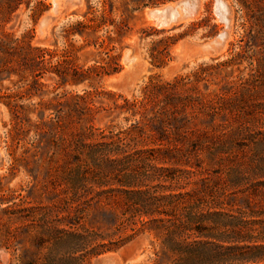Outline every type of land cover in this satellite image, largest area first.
Instances as JSON below:
<instances>
[{"label": "trees", "instance_id": "trees-1", "mask_svg": "<svg viewBox=\"0 0 264 264\" xmlns=\"http://www.w3.org/2000/svg\"><path fill=\"white\" fill-rule=\"evenodd\" d=\"M168 1L175 0L130 3L136 11ZM235 2L242 35L231 57L217 65L248 63V76L232 82L233 96L195 97L198 72L195 79L152 78L139 99L120 96L121 103L102 108L133 119L118 130L89 124L100 112L90 92L38 103L32 150L15 162L29 161L32 151L30 159L53 164L58 177L51 184L61 189L43 209L3 210L10 223L23 224L22 242H29L17 264H91L146 233L159 245L150 264H264V0ZM12 42L18 56L10 66L1 64L0 78L30 80L11 98H42L40 79L47 73L60 85H78L119 71L118 57L83 70L71 65L68 50ZM168 48L152 54L155 68L167 65ZM22 123L16 119L10 132L13 146L23 140ZM4 237L5 248L20 240L9 229Z\"/></svg>", "mask_w": 264, "mask_h": 264}, {"label": "rangeland", "instance_id": "rangeland-1", "mask_svg": "<svg viewBox=\"0 0 264 264\" xmlns=\"http://www.w3.org/2000/svg\"><path fill=\"white\" fill-rule=\"evenodd\" d=\"M177 1L134 11L130 0H0V45L5 47L0 50V66L4 62L9 63V66L13 64L18 55L14 53L15 44L12 41L18 39L30 41L33 48L58 53L68 50L72 55L71 65L83 70L105 63L109 55L118 57L119 68L118 72L101 78L95 76L93 80L78 85H60L56 74L47 73L40 79L45 85L43 91L46 94L42 98L35 96L32 99L20 96L11 98L30 78L20 81L18 76L6 78V74L0 78V264H17L22 250L29 247V242H22L26 237L22 231L23 224L10 223L3 210L32 206L43 209L49 204L48 197L55 193L56 200V194L61 189H55L51 184L58 177L53 164L39 157L30 159L32 151L26 154L29 161L15 162L26 148H32L33 125L37 121L38 103L41 100L47 101L57 95L71 100V96L90 92L91 105L100 112L89 124L101 129L111 125L114 130H118L129 126L133 119L127 122L125 117L128 114L118 115L117 111H105L102 108L112 107L115 100L121 103L120 96L139 99L152 78L163 82L178 77L195 79L194 74L198 72L202 79L195 80L192 86L195 97L200 99L203 94L233 96L235 86L232 82L237 77L248 76L249 68L245 61L232 67H217L231 57L242 35L239 27L242 13L235 0H225L230 7V27L227 30L214 13V0H202V8L193 19L166 29L156 28L143 17L146 9ZM225 30L228 37L222 49L200 53ZM94 41H104V44L102 47L91 44ZM165 44H169L167 65L155 68L152 54L158 55ZM21 53L24 55V52ZM124 57L132 59L129 66L125 65ZM56 59L52 60V64ZM202 101L205 102V99ZM199 107L200 104L194 109ZM189 110L192 113L193 110ZM48 114L46 112V116ZM191 115L190 123L194 121ZM16 119L23 122L20 131L23 140L18 146H13L10 132ZM62 123L72 126L68 119ZM74 126L78 127L79 124ZM7 229L15 232L20 239L10 244L9 248L4 246ZM158 249L154 237L146 233L118 250L94 257L91 264H106L110 261L113 264H150Z\"/></svg>", "mask_w": 264, "mask_h": 264}, {"label": "water", "instance_id": "water-1", "mask_svg": "<svg viewBox=\"0 0 264 264\" xmlns=\"http://www.w3.org/2000/svg\"><path fill=\"white\" fill-rule=\"evenodd\" d=\"M79 0H76L78 2ZM174 4V5H173ZM203 5L202 0H179L176 3H168L154 8H149L143 11V17L158 29L170 28L181 22L193 19L201 10ZM214 13L218 19L225 24L226 30L230 27V7L225 0H214ZM220 33L215 39L221 42L219 48L213 49L211 43L208 47L203 48L200 53L215 52L222 49L225 40L228 37L227 31ZM125 65L131 63L127 57H124ZM106 264H113L111 261Z\"/></svg>", "mask_w": 264, "mask_h": 264}, {"label": "bare ground", "instance_id": "bare-ground-1", "mask_svg": "<svg viewBox=\"0 0 264 264\" xmlns=\"http://www.w3.org/2000/svg\"><path fill=\"white\" fill-rule=\"evenodd\" d=\"M173 5H174V4H173ZM229 17H230V16H229ZM229 19H230V18H229ZM220 44H221V42H219L218 39H216L214 42L211 43V45H214V46H212L213 49L218 48V47L220 46ZM205 47H208V46H205ZM205 47H204V48H205ZM128 59H129V58H128ZM129 61H130V63H131L132 59H129Z\"/></svg>", "mask_w": 264, "mask_h": 264}]
</instances>
